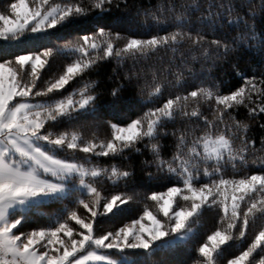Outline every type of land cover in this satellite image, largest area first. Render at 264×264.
<instances>
[{
    "label": "snow or ice",
    "instance_id": "6c2138e0",
    "mask_svg": "<svg viewBox=\"0 0 264 264\" xmlns=\"http://www.w3.org/2000/svg\"><path fill=\"white\" fill-rule=\"evenodd\" d=\"M9 7L10 12L5 9L8 14L0 12V39L4 43L19 42L32 33L50 36L48 30L65 21L109 12L111 0H62L61 3L32 0L31 6L29 0H16ZM168 11L178 13L174 17L178 28L172 33L137 39L98 26L78 34L75 41L64 46L44 47L42 52L29 51L0 62V264H114L104 250L141 249L152 254L183 238L185 230L191 233L190 225L197 217L215 210L217 215L222 213L220 226L197 249L202 257L198 264H214L233 235L238 233L239 238L247 239L250 220L264 218V155L249 159L257 151L256 140L250 135L249 123L236 119L247 108L245 119L258 123L259 130L264 132V70L259 77L237 73L243 77V86L226 94H221L220 86L212 79L187 91L183 87L189 85L185 76L198 78L190 64L200 59V55H193L190 61L179 47L187 43L189 50L195 52L208 43L209 47L215 46L216 56L227 55L229 43L220 39L208 42L204 34L218 30L225 22L231 24L233 19L247 29L239 36L240 42L255 40V18L257 14L264 18V0H172ZM227 39L224 35L223 40ZM260 42L264 43V39ZM236 43L233 39L232 44ZM161 48L172 51L166 71L171 74L173 67L178 69L176 83L164 80L155 83L149 98L143 101L152 106L143 115L129 117L127 123L118 118L110 124L111 138L99 143L95 142V136L85 140L76 132L49 130L72 124L84 116L95 117L99 110V94L94 89L84 87L78 93L64 96L70 81L74 83L99 63L113 59L129 58L135 68ZM64 52L75 58L41 86L54 55ZM142 74L147 73L129 69L126 82L113 89L112 96L119 98L120 91L138 83ZM153 80H156L155 72ZM168 87L183 88L185 94L169 95L163 104L155 106L154 101L162 98ZM202 102L209 105L212 119L201 112ZM201 120L205 131L196 135ZM169 124L173 126L171 132ZM177 124L181 127L176 128ZM177 132H180L178 137ZM169 137L177 139L176 155L171 162L161 158L160 141ZM142 144L152 152L151 163L162 174L158 178L171 186L166 191L145 193V202L150 200L155 204L145 203L142 215L132 219L131 225L106 231L98 217L118 205L133 203L139 193L133 189L131 194L102 198L97 186L85 183L88 169L59 154L79 150L88 159H114L127 152L125 158L131 160L133 153L145 154L139 147ZM260 145L264 151V136ZM228 165L232 166L230 174H226ZM128 167L126 171L117 166H112L110 171L93 167L91 176L95 179L107 173L114 182L127 183L133 176L131 165ZM243 169L251 171V175L242 174ZM168 173L176 174L175 183ZM77 176L83 194H77L75 203L60 218L53 223L32 225L30 232L21 231L24 218L10 212L13 204L37 194L56 193L64 188L65 180H75ZM145 218L150 223H144ZM258 248L264 250V228L227 264H252L249 257Z\"/></svg>",
    "mask_w": 264,
    "mask_h": 264
},
{
    "label": "trees",
    "instance_id": "16d2710c",
    "mask_svg": "<svg viewBox=\"0 0 264 264\" xmlns=\"http://www.w3.org/2000/svg\"><path fill=\"white\" fill-rule=\"evenodd\" d=\"M13 2H16V0H0V12H5V9L10 12L9 6ZM31 2L32 0H29L30 6ZM52 2L61 3L62 0H52ZM87 2H90V0H87ZM171 3L172 0H111V10L109 12L102 14L93 13L86 17L65 21L55 28L49 29L50 36L32 33L28 38H22L19 42L13 41L10 43H4L0 39V62L14 59L15 55L27 54L29 51L42 52L44 47L64 46L75 41L78 34L93 31L98 26H105L107 30L119 33L122 37H134L137 39H148L152 35L172 33L178 28V24L174 19L178 13H170L168 11ZM8 12H5V14H8ZM254 30L256 39H249L247 43L239 41V36L247 29L242 22H236L234 19L231 24L223 23L218 30H208L204 34L206 41L210 42L220 39L222 43H229L230 51L227 55L216 56L215 46L209 47L208 43H204L195 52L189 50L187 43L180 45L181 51L187 54V58L190 61L193 55H200V59L190 64L197 73L198 78L192 79L185 76V79L189 81V85H184L183 87H186L187 91H192L193 86L200 87L202 86V81L212 79L220 86L221 94H226L228 91H235L243 86V77L237 75V73L259 77L261 70H264V43L260 42L264 39V18L259 14L255 18ZM224 35L228 37L226 41L223 40ZM233 39L237 40L236 44H232ZM32 41H35V44ZM34 46L39 47L36 48ZM222 51L223 49L221 48ZM205 52H207L206 59L204 58ZM176 55L179 57L180 52H177ZM171 56V49L161 48L149 60L137 64L135 68H133V62L129 58H124L123 60L113 59L110 62L99 63L97 68L83 75L82 78L76 79L74 83L70 81L69 85H66L67 91L64 92V96H67L73 92L78 93L84 87L94 89L95 93L99 94L97 98L99 110L95 117L84 116L72 124H62L58 128L53 127L49 130L53 132L67 131L69 134L76 132L85 140H91L95 136V142L97 143L100 140L111 138V123H116L118 118H123L125 123L130 122L129 117L135 119L137 116L143 115L148 107L152 106L143 104V101L149 98L148 94L152 91L155 83H159L161 80L171 84L176 83L178 69L173 67L171 74L166 71L168 68L167 61ZM74 58L70 52L54 55L51 67L45 72L43 79L40 81L41 86H44L52 75L60 73L67 63ZM145 64L151 65V67L145 68ZM129 69L133 72L141 70L142 73L147 74H142L138 83L123 88L120 91L119 98H114L112 96L113 89L126 82ZM154 72L156 73L155 81L153 80ZM201 73L203 75H200ZM181 84L183 85V81H181ZM177 94H185L183 88H166L162 98L154 101L155 106L158 107L163 104L164 100L169 98V95L174 97ZM59 98L55 97L54 99ZM188 110H192V105L189 106ZM200 110L209 119H212V112L207 103L202 102ZM246 116L247 108H244L236 116V119L249 123L251 128L250 135L255 137L257 151L249 157L251 160L264 155V151L260 150V138L264 136V132L259 130L258 123L252 124L251 121H247L245 119ZM62 123H66V121H62ZM79 124H85L86 127L80 128ZM121 126H124V124H121ZM175 127L180 128L181 125L177 124ZM199 127L200 131L196 135H201L205 131L202 120L199 122ZM172 130L173 126L169 124V131L171 132ZM179 135L180 132H177L176 137ZM176 137H169L167 140L160 141L161 158L167 162H171L176 155ZM191 138L190 135L189 140ZM139 147L145 154L133 153L131 160L125 158L128 155L127 152H125V156H116L114 159L103 157L88 159L87 155L79 150L75 153L64 152L59 154L63 158L80 162L91 170L93 167H99L101 169L108 168L110 171L112 166H117L121 171H126L129 170L128 166L131 165L133 176L127 183L123 180L114 182L108 178L107 173L91 179V183L98 187L102 198L107 196L110 199L112 195L119 193L131 194L133 189L139 193L133 203L118 205L111 212L98 217L106 231H114L132 219H139L145 203L154 205V201L145 202V193L150 195L151 191H166L167 187L171 186L162 178H158L162 174L158 173L156 166L151 163L153 155L150 149L145 148L143 144L139 145ZM173 166L175 167V165ZM231 172L232 166L228 165L226 174ZM149 173H152L153 176L150 177ZM242 174L251 175V171L243 169ZM168 175L171 176L172 183H175L176 174L168 173ZM77 194H83V191L69 189L64 195H55L46 201L32 203L24 211L12 209L10 212L23 217L24 219L21 223L23 228L21 231L30 232L32 231V225L53 223L60 218L67 208L75 203ZM150 210L152 209L150 208ZM220 215H217L215 210L204 212L202 216L197 217L190 225L192 228L191 233H187L185 237L177 239L174 244H170L166 248L152 254H148L141 249H128V251L134 255L133 261L137 264H198V260L202 257L197 249L200 244L207 242V236L211 235L220 226ZM72 223L74 224L75 222L73 221ZM261 228H264V218L258 216L254 222L250 220L247 239L239 238L238 233L234 229L233 232L236 235H233L228 241L224 251L217 257L214 264H227L228 259L239 255V252L243 251L251 243V240ZM249 259L252 260V264H261V261L264 260V250L258 248Z\"/></svg>",
    "mask_w": 264,
    "mask_h": 264
},
{
    "label": "rangeland",
    "instance_id": "374dc122",
    "mask_svg": "<svg viewBox=\"0 0 264 264\" xmlns=\"http://www.w3.org/2000/svg\"><path fill=\"white\" fill-rule=\"evenodd\" d=\"M70 162L82 164V163L76 162L74 160H70ZM84 166H85V168L88 169V175H86L84 177L85 183H91V179H92L91 169L86 167V165H84ZM79 180H80L79 176H77L75 180L69 178L68 180L64 181V188H62L61 190H59L56 193H41V194H37V196L29 197V198L25 199L24 201H18L14 204L15 209L24 211L32 203H38L41 201H46L48 198L55 196V195H64L68 192L69 189H78L80 191H84L83 186H81L79 184ZM143 222L144 223H150V221H148V218H145V220ZM125 225H131V221L127 222ZM125 225H123L122 227H124ZM135 227H138V225ZM186 235H187V230H185V236ZM177 239H181V238H177ZM104 252L114 261V264H137L135 261H133L134 255L132 253H130L128 251V249L123 250V251H118L115 249H106V250H104ZM98 264H107V262H98Z\"/></svg>",
    "mask_w": 264,
    "mask_h": 264
},
{
    "label": "crops",
    "instance_id": "0c3cea01",
    "mask_svg": "<svg viewBox=\"0 0 264 264\" xmlns=\"http://www.w3.org/2000/svg\"><path fill=\"white\" fill-rule=\"evenodd\" d=\"M12 209H15V205H14V204L10 207V211H11Z\"/></svg>",
    "mask_w": 264,
    "mask_h": 264
}]
</instances>
